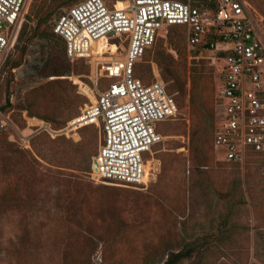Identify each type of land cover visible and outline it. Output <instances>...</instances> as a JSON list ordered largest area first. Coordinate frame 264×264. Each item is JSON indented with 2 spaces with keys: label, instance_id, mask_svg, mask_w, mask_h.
Instances as JSON below:
<instances>
[{
  "label": "rangeland",
  "instance_id": "374dc122",
  "mask_svg": "<svg viewBox=\"0 0 264 264\" xmlns=\"http://www.w3.org/2000/svg\"><path fill=\"white\" fill-rule=\"evenodd\" d=\"M81 1L30 0L24 24L35 23L37 7L60 13ZM251 6L264 38V15ZM48 33V40L30 43L19 67L0 70V112L21 129L28 123L23 113L31 124L64 128L90 102L95 70L124 56L110 41L96 64L70 61L50 23ZM176 35L158 41L135 67L144 82L156 64L161 77L166 69L172 74L162 78L168 88L176 78L185 84V94H174L178 114L159 124L158 172L146 186L91 178L100 144L94 126L72 136L41 132L28 151L0 130V264H163L186 244L199 249L177 264H264V154L222 160L213 145L216 107L213 123L204 125V160L192 163L189 132H177L182 120L189 125L192 69L202 67L199 84L219 97L220 62L212 52L189 49L184 38L175 47ZM104 86L100 80L98 88Z\"/></svg>",
  "mask_w": 264,
  "mask_h": 264
},
{
  "label": "built area",
  "instance_id": "2783aa9c",
  "mask_svg": "<svg viewBox=\"0 0 264 264\" xmlns=\"http://www.w3.org/2000/svg\"><path fill=\"white\" fill-rule=\"evenodd\" d=\"M83 0L61 10L52 30L63 40L70 61L96 64L110 41H118L123 58L105 61L91 78L93 100L84 104L66 126L48 123L19 128L0 112V130L22 150H32L41 132L54 138L75 135L94 126L100 134L92 179L127 185H147L158 172L154 147L162 140L159 124L178 114L174 94L167 91L156 64L144 82L136 64L158 41L180 29L189 49L214 53L220 62L219 122L213 145L224 161L243 163L264 154V38L260 19L247 0ZM30 0H0V70L13 52L26 21ZM95 43L101 44L98 48ZM94 68V67H93ZM105 81L102 89L98 82ZM34 119V118H32Z\"/></svg>",
  "mask_w": 264,
  "mask_h": 264
},
{
  "label": "trees",
  "instance_id": "16d2710c",
  "mask_svg": "<svg viewBox=\"0 0 264 264\" xmlns=\"http://www.w3.org/2000/svg\"><path fill=\"white\" fill-rule=\"evenodd\" d=\"M247 1L264 15V0ZM58 13L59 11L54 13L53 10L49 11L44 10L43 7H37L34 12L36 16L35 23H32V25L28 27L27 24H29V21H25L27 24L22 26L18 34L14 50L6 59L3 68L6 66H8L9 69L19 67L27 47L34 39L40 38L48 40L50 38L48 33V23H50L52 28L53 20L55 17H57ZM27 27L28 31H26ZM173 32L178 34V36L176 35L177 39L174 41V45L175 47H179L178 43L182 41L184 35L178 28L173 30ZM196 50L203 51L201 49ZM202 74V67L199 69L193 67L192 87L188 94V101L192 109L189 117V125L186 123V120H182L180 123H178L177 127L178 134H185L189 132L190 156H192V163L195 165L202 164V161L204 160V138L208 134L205 126H208L207 124L211 122L213 123L214 116L216 115V107L218 108L221 102L220 98L218 96L216 97L214 94V91L208 93L206 91V87L199 84ZM171 76L172 74L166 69V73H163L162 78L167 82L171 79ZM175 82L176 84L174 87H166L167 91L170 94H175V92H178V94L182 96L185 94V84L179 78H176ZM197 249H199V247H197ZM197 249L195 245L186 244L180 251L176 253H170L163 264H177V262L181 259L190 258Z\"/></svg>",
  "mask_w": 264,
  "mask_h": 264
},
{
  "label": "water",
  "instance_id": "95a60500",
  "mask_svg": "<svg viewBox=\"0 0 264 264\" xmlns=\"http://www.w3.org/2000/svg\"><path fill=\"white\" fill-rule=\"evenodd\" d=\"M92 171L97 172L98 171V164L97 161L94 159L92 162Z\"/></svg>",
  "mask_w": 264,
  "mask_h": 264
},
{
  "label": "bare ground",
  "instance_id": "6f19581e",
  "mask_svg": "<svg viewBox=\"0 0 264 264\" xmlns=\"http://www.w3.org/2000/svg\"><path fill=\"white\" fill-rule=\"evenodd\" d=\"M118 4H119L120 6L117 7V8H121L122 5H123L121 2H118ZM98 44H99V43H95L94 46H95V47H98ZM97 50H98V49H97ZM86 93H87V92L85 91V94H86ZM88 93H89V92H88ZM86 95H88V94H86ZM90 96H91V95H90ZM90 98H91L92 101H94L92 96H91Z\"/></svg>",
  "mask_w": 264,
  "mask_h": 264
}]
</instances>
